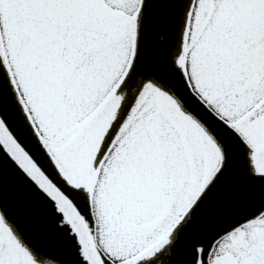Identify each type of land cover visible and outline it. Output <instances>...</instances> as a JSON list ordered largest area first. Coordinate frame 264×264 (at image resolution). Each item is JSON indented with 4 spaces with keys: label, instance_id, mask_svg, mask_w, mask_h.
I'll return each mask as SVG.
<instances>
[{
    "label": "snow or ice",
    "instance_id": "snow-or-ice-1",
    "mask_svg": "<svg viewBox=\"0 0 264 264\" xmlns=\"http://www.w3.org/2000/svg\"><path fill=\"white\" fill-rule=\"evenodd\" d=\"M0 264H264V0H0Z\"/></svg>",
    "mask_w": 264,
    "mask_h": 264
}]
</instances>
